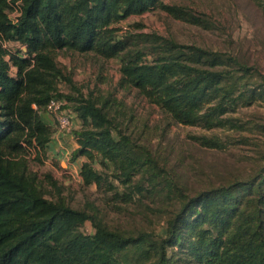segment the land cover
Wrapping results in <instances>:
<instances>
[{"label":"trees","instance_id":"16d2710c","mask_svg":"<svg viewBox=\"0 0 264 264\" xmlns=\"http://www.w3.org/2000/svg\"><path fill=\"white\" fill-rule=\"evenodd\" d=\"M15 7L19 14L13 20ZM158 7L176 18L199 20L164 0H0V264H172L167 249L176 245L199 264H264V168L252 181L189 197L160 239L148 232L126 235L96 214L46 197L30 170L29 156L45 152L55 131L41 114L52 98H60L58 83L66 78L58 52L119 57L127 44L119 38L118 23ZM11 41L21 47L9 48ZM120 71L122 86L136 87L187 125H228L227 114L240 104L264 99V88L246 86L237 76L252 74L251 67L196 45L171 42L153 62L126 57ZM75 100L82 126L74 132L79 144L74 154L88 158L81 167L84 182H102L91 164L97 158L113 163L124 185L142 188L133 184L143 166L137 145L105 104L84 96ZM64 111L71 117L66 105ZM88 220L93 234L80 229Z\"/></svg>","mask_w":264,"mask_h":264},{"label":"rangeland","instance_id":"374dc122","mask_svg":"<svg viewBox=\"0 0 264 264\" xmlns=\"http://www.w3.org/2000/svg\"><path fill=\"white\" fill-rule=\"evenodd\" d=\"M164 3L178 5L199 20L176 18L158 7L118 23L119 38L127 44L119 57L104 59L95 53L58 52L57 63L66 75L58 83V90L71 112V127L61 129L51 114L55 129L52 141L40 156L35 152L29 156L30 170L38 175L46 197L62 198L75 208L96 214L113 230L126 235L148 232L155 239L168 235L170 221L189 197L209 188L252 181L264 168V99L240 104L227 114L231 119L228 125L208 128L178 123L139 89L120 84L124 58L140 57L153 62L174 42L231 56L251 67L252 74L237 73L242 83L263 89L264 2ZM18 14L17 7L10 12L13 20ZM6 45L11 49L21 47L15 41ZM82 96L105 104L114 123L137 145L143 166L133 184L142 188L124 185L115 176L113 163L97 158L91 164L102 174V182H84L81 167L88 158L74 154L79 145L74 132L82 122L73 110L75 99ZM114 135L118 136L116 130ZM80 229L87 234L95 232L90 220ZM167 253L172 264H199L178 245L168 247ZM137 257L132 249L130 260L135 262ZM139 260L146 262L144 257Z\"/></svg>","mask_w":264,"mask_h":264},{"label":"built area","instance_id":"2783aa9c","mask_svg":"<svg viewBox=\"0 0 264 264\" xmlns=\"http://www.w3.org/2000/svg\"><path fill=\"white\" fill-rule=\"evenodd\" d=\"M64 102L60 98H52L48 105L47 110L50 114L54 115L60 125L61 129L67 130L71 127L70 116L64 111Z\"/></svg>","mask_w":264,"mask_h":264},{"label":"crops","instance_id":"0c3cea01","mask_svg":"<svg viewBox=\"0 0 264 264\" xmlns=\"http://www.w3.org/2000/svg\"><path fill=\"white\" fill-rule=\"evenodd\" d=\"M53 116L50 114V113H48V112H46L45 114H44V119H45V121L46 122H48L50 125H52V118ZM62 139V138H61Z\"/></svg>","mask_w":264,"mask_h":264}]
</instances>
